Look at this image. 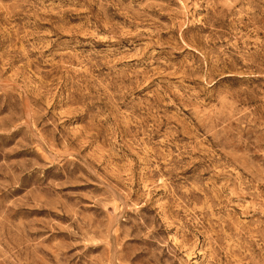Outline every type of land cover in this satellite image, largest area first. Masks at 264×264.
<instances>
[{
  "label": "rangeland",
  "instance_id": "obj_1",
  "mask_svg": "<svg viewBox=\"0 0 264 264\" xmlns=\"http://www.w3.org/2000/svg\"><path fill=\"white\" fill-rule=\"evenodd\" d=\"M0 264H264V0H0Z\"/></svg>",
  "mask_w": 264,
  "mask_h": 264
}]
</instances>
